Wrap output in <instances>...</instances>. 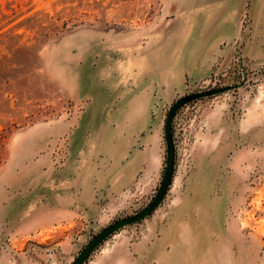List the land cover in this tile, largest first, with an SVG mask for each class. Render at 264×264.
Returning <instances> with one entry per match:
<instances>
[{
  "label": "rangeland",
  "instance_id": "rangeland-1",
  "mask_svg": "<svg viewBox=\"0 0 264 264\" xmlns=\"http://www.w3.org/2000/svg\"><path fill=\"white\" fill-rule=\"evenodd\" d=\"M219 1L230 0H0V224L8 216L9 229L15 222L22 226L31 204L58 184L54 172L66 160L68 167L79 155L89 156L96 138H111L116 145L130 139V127L143 119L132 113L134 108L123 110L132 102L124 84L138 80L145 61L153 59V38L160 31L195 35L196 15H212ZM224 9V15L234 11ZM250 14V0H245L230 64L218 60L198 84L183 81L173 101L151 103L141 133L142 156L147 161L158 144L159 167L140 173L116 196L115 210H103L88 228L73 227L76 248L68 256L53 257L58 247L48 237H65L54 227L26 237L22 247L30 245L33 256L16 245L10 248V240L18 237L1 238L0 264L12 259L15 264H72L99 231L141 212L163 175L168 108L184 96L218 88L227 89L175 114L174 172L160 206L104 242L124 232L134 240L153 218L166 222L187 191L185 218L196 222L204 213L208 223L204 231L186 235L190 246L184 245V264L194 256L201 264H264V62L252 65L237 47L251 31ZM116 84L122 86L117 90L122 107L103 113L114 105Z\"/></svg>",
  "mask_w": 264,
  "mask_h": 264
},
{
  "label": "crops",
  "instance_id": "crops-1",
  "mask_svg": "<svg viewBox=\"0 0 264 264\" xmlns=\"http://www.w3.org/2000/svg\"><path fill=\"white\" fill-rule=\"evenodd\" d=\"M230 1L215 3L213 8L216 10L212 15H196L195 35L192 32L182 36L165 35L160 31L153 38L157 54L154 53L152 60L145 61L138 80L124 84L132 102L123 110L132 111L134 108L132 113L142 117V124H132L130 139L122 142L124 145L121 142L116 145L111 138L100 136L94 140L89 156L79 155L68 167H65L66 160L62 169L53 174L56 177L55 184H58L45 188L39 199L31 204L22 226L15 222L9 229V217H5L7 223L0 224V239L18 237V240H10V248L16 245L20 251L24 250V254L33 256L30 245L22 247L28 235L35 232L45 234L54 227L62 228L65 237L61 241L56 239L58 234L48 237L52 239V247H58L53 253L58 261L60 256H68L76 248V243L71 241L73 227L81 225L88 228V224L98 218L103 210H115L116 196L131 185L140 173L154 166L159 167L161 155L157 153L158 144H154L155 151L147 161L142 156L145 144L141 133L146 127L151 103L159 98L173 101L180 94L183 81L193 83L194 86L214 70L218 60L222 65L232 62L234 49L231 44L239 32L238 15L245 0ZM226 6L234 9L229 15H224ZM250 12L251 31L244 39L240 52L254 65L264 62V0H250ZM149 46L151 48L152 44ZM115 86L116 91L122 89L119 84ZM112 96L109 95L113 100ZM118 97L117 91L113 107L103 110V113L122 107ZM137 101L140 102L136 104ZM136 107H140L138 112ZM186 196L187 191H183L178 205L167 216L166 222H161L159 217L151 219V222L143 225L146 232L134 240L125 232L115 241L114 237L110 238L91 253L85 264H184V245L190 246L186 235L204 231L208 223L204 213H201L199 219L196 218V222L187 221ZM9 230L14 233H9ZM38 259L43 262L45 258L38 256ZM191 259V264L203 262L201 257L194 256ZM216 261L219 263L218 257ZM9 264H15V260L12 259Z\"/></svg>",
  "mask_w": 264,
  "mask_h": 264
},
{
  "label": "water",
  "instance_id": "water-1",
  "mask_svg": "<svg viewBox=\"0 0 264 264\" xmlns=\"http://www.w3.org/2000/svg\"><path fill=\"white\" fill-rule=\"evenodd\" d=\"M227 88H218L205 90L203 92H199L196 94H190L182 97L180 100L171 104L168 108L165 122L163 124V136H164V145H165V163L163 175L160 179V183L157 189L156 195H154L152 201L139 213L131 216L124 217L115 222H112L109 226L104 228L102 231H99L96 235H94L89 242L82 248L74 259L72 264H85L93 251L98 249L102 243L114 234L116 231L129 226L134 225L144 218L148 217L150 214H153L154 211L160 206L162 203L164 196L167 194V190L169 188L171 178L173 177L174 172V159H175V150L173 145V137H172V122L174 120L176 112L186 104L190 102H195L202 98L213 97L224 92Z\"/></svg>",
  "mask_w": 264,
  "mask_h": 264
},
{
  "label": "built area",
  "instance_id": "built-area-1",
  "mask_svg": "<svg viewBox=\"0 0 264 264\" xmlns=\"http://www.w3.org/2000/svg\"><path fill=\"white\" fill-rule=\"evenodd\" d=\"M246 23H247L246 19H243V20H242V27H241V30H243V29L245 30V28H246ZM242 45H243V44H238V45H237V47H238V49H239V50H238V53H240V50H241V48H242ZM239 57H240V59H241V61H242V56L239 55ZM215 86H217V81H216V80H214V83H213L212 88L215 87Z\"/></svg>",
  "mask_w": 264,
  "mask_h": 264
},
{
  "label": "bare ground",
  "instance_id": "bare-ground-1",
  "mask_svg": "<svg viewBox=\"0 0 264 264\" xmlns=\"http://www.w3.org/2000/svg\"><path fill=\"white\" fill-rule=\"evenodd\" d=\"M262 94V93H261Z\"/></svg>",
  "mask_w": 264,
  "mask_h": 264
}]
</instances>
